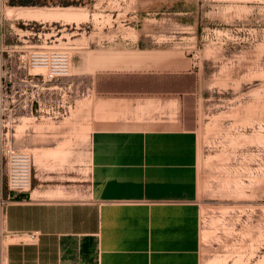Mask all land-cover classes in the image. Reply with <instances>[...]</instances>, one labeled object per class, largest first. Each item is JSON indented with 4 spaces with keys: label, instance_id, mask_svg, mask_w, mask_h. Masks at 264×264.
Segmentation results:
<instances>
[{
    "label": "crops",
    "instance_id": "obj_1",
    "mask_svg": "<svg viewBox=\"0 0 264 264\" xmlns=\"http://www.w3.org/2000/svg\"><path fill=\"white\" fill-rule=\"evenodd\" d=\"M18 13L79 14L69 7ZM139 43L137 36L121 49L85 47L78 67L89 85L62 103L65 113L53 112L59 83L48 87L24 66L28 50H0V82H9L17 106L12 121L31 120L20 145L34 150L32 188L11 201L1 198L0 159V264L189 263L197 73L187 59ZM80 96L82 110L72 117Z\"/></svg>",
    "mask_w": 264,
    "mask_h": 264
},
{
    "label": "rangeland",
    "instance_id": "obj_2",
    "mask_svg": "<svg viewBox=\"0 0 264 264\" xmlns=\"http://www.w3.org/2000/svg\"><path fill=\"white\" fill-rule=\"evenodd\" d=\"M67 7L78 16L18 13ZM137 36L141 47L187 59L197 73L187 169L188 264H264V0H0V50L41 48L70 56L66 76L49 79L48 69H41L48 87L60 85L53 112L89 85L78 67L85 47L121 49ZM83 98H75L72 117ZM30 121L2 128L15 147L30 153L33 183L34 150L20 145Z\"/></svg>",
    "mask_w": 264,
    "mask_h": 264
},
{
    "label": "built area",
    "instance_id": "obj_3",
    "mask_svg": "<svg viewBox=\"0 0 264 264\" xmlns=\"http://www.w3.org/2000/svg\"><path fill=\"white\" fill-rule=\"evenodd\" d=\"M24 66L38 70V74L43 77L41 70L46 67L49 71V79L66 76L70 73V56L65 51L43 52L41 48L28 51V56L24 59ZM30 75V74H29ZM45 78V77H44ZM9 82L4 79L0 82V159L1 164H6L7 168V189L8 193L4 196V189L1 188L2 200L11 201L14 194L30 192L32 188V158L30 153L14 146L6 131L2 127H9L13 122L11 115L16 110L15 102L11 101ZM16 107V108H15ZM67 111V109H66ZM65 113V110L63 111Z\"/></svg>",
    "mask_w": 264,
    "mask_h": 264
},
{
    "label": "bare ground",
    "instance_id": "obj_4",
    "mask_svg": "<svg viewBox=\"0 0 264 264\" xmlns=\"http://www.w3.org/2000/svg\"><path fill=\"white\" fill-rule=\"evenodd\" d=\"M12 10H13V9L11 8V10H10L9 12L11 13ZM10 13H9V14H10ZM13 14H14V13H13ZM33 15H35V14H33ZM39 15H42V14H39ZM44 15L47 16V15H49V14H44Z\"/></svg>",
    "mask_w": 264,
    "mask_h": 264
}]
</instances>
